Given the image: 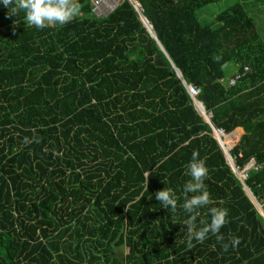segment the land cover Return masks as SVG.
Instances as JSON below:
<instances>
[{
	"label": "trees",
	"instance_id": "1",
	"mask_svg": "<svg viewBox=\"0 0 264 264\" xmlns=\"http://www.w3.org/2000/svg\"><path fill=\"white\" fill-rule=\"evenodd\" d=\"M223 1L119 0L98 17L78 0L77 18L42 30L0 7V264H264V218L183 83L200 90L216 130L234 132L223 141L235 165L259 166L245 185L264 212L260 0L199 20ZM228 66L248 68L234 86ZM193 151L209 169L208 207L229 215L223 241L210 233L189 249ZM164 188L180 197L175 214L155 198Z\"/></svg>",
	"mask_w": 264,
	"mask_h": 264
},
{
	"label": "clouds",
	"instance_id": "2",
	"mask_svg": "<svg viewBox=\"0 0 264 264\" xmlns=\"http://www.w3.org/2000/svg\"><path fill=\"white\" fill-rule=\"evenodd\" d=\"M0 7L6 8L9 16L17 17L22 12L23 22L40 30L49 25L64 26L77 18L81 11L78 0H0ZM185 174L190 177L182 190V209L187 214V219L183 221V226L187 228V247L191 249L194 246L193 241L203 243L210 233L217 240L223 241L220 230L228 223L229 213L226 208L208 207L212 203L205 184L209 169L205 159L200 158L199 152L193 151ZM155 198L160 202V207L175 214L180 197L171 188L158 191ZM206 207L210 220H199L198 224L200 210ZM239 244L240 240L236 237L231 240L230 245L225 243L223 248L228 251L229 247L234 249Z\"/></svg>",
	"mask_w": 264,
	"mask_h": 264
},
{
	"label": "rangeland",
	"instance_id": "3",
	"mask_svg": "<svg viewBox=\"0 0 264 264\" xmlns=\"http://www.w3.org/2000/svg\"><path fill=\"white\" fill-rule=\"evenodd\" d=\"M111 1H115L116 4H118L119 0H111ZM234 1L236 0H224L222 3L218 5H213V6L208 7L207 9H205L203 13L199 15V20L204 24H210L213 20V17L216 14L227 9L229 5H232L234 3ZM237 1H244V0H237ZM91 2L94 5V12L96 13L98 17L104 16L111 11V10H106V4L103 3L102 0H91ZM253 8L255 10V13L253 12L252 15H253V18L255 19V22L257 23L258 33L260 34L261 39L264 41V0H260L259 3L255 5V7ZM231 65H234V64H231ZM229 67L232 69L231 66ZM228 71H229L228 69H225V75L227 77H228L227 75ZM198 106L202 108L201 110L203 112L202 105L199 104ZM231 134H227V136H230Z\"/></svg>",
	"mask_w": 264,
	"mask_h": 264
},
{
	"label": "built area",
	"instance_id": "4",
	"mask_svg": "<svg viewBox=\"0 0 264 264\" xmlns=\"http://www.w3.org/2000/svg\"><path fill=\"white\" fill-rule=\"evenodd\" d=\"M247 71H248V68L245 67V68H243V71L242 72H236L235 74H233V76L229 79V86H234ZM185 87H186V90H187L189 96L193 100V104H194L197 112L209 123V125H210V127L212 129V126L210 124L211 114H207L204 109H203V112H202V110L198 106L199 104L196 103L197 96H198L200 90L197 89V88H195V87H193L192 85H188V84H185ZM212 135L216 139V141L219 140L221 143H222V140H224L225 137H227V134L224 133L222 130H216V129L215 130L212 129ZM222 145H223V143H222ZM223 147H224V145H223ZM232 147L229 150H231ZM225 150L228 151V153H229V150H227L226 148H225ZM239 157H241V155H239ZM231 161L233 163L232 164L233 165L232 168L234 170V173L236 174V176H237V178L239 179L240 182H245V180L248 178V172L250 170H257L259 168V166L256 165V163H255L254 160H250L241 169L235 165V163H234V161H233L232 158H231ZM263 217H264V212H263Z\"/></svg>",
	"mask_w": 264,
	"mask_h": 264
},
{
	"label": "water",
	"instance_id": "5",
	"mask_svg": "<svg viewBox=\"0 0 264 264\" xmlns=\"http://www.w3.org/2000/svg\"><path fill=\"white\" fill-rule=\"evenodd\" d=\"M110 1H111V0H110ZM116 6H117V4H116ZM116 6H115V7H116ZM139 7H140L139 4L134 5V9H135V11L138 13V15H139V17H140V19H141L143 25L146 27V29H147L148 33L150 34L151 38H153V39L155 40V42L157 43V45L159 46V48H160V49L162 50V52L167 56V54H166V52L164 51L163 47L161 46V44H160L159 41L157 40L156 35H155L154 32L152 31L151 26L149 25L148 21H147V20L144 18V16L140 13V11H139ZM174 69H175V72H176V75L178 76V78H180L181 80H183L180 71H179L178 69H176L175 67H174ZM183 83L186 84L185 81H183ZM196 103L202 105V104H201L200 102H198V101H196ZM196 103H195V104H196ZM202 107H203V106H202ZM212 129L215 130V128H214L213 126H212ZM217 142H218L219 146L221 147V149H222V151H223V153H224V155H225V157H226V160H227L228 165H229V166L231 167V169L233 170V168H232V166H233L232 164H233V163H232V161H231L230 154L228 153V151L225 150V148L223 147L222 143H221L219 140H217ZM233 172H234V170H233ZM234 174H235V173H234ZM235 175H236V174H235ZM241 184L243 185L244 190H245V192L247 193L248 197L252 200V202H253L254 205L256 206L257 210L260 212L261 216H263V210H262L261 206L259 205V203L257 202V200L255 199V197L253 196V194L251 193L250 189L245 185L244 182H241ZM263 218H264V217H263Z\"/></svg>",
	"mask_w": 264,
	"mask_h": 264
},
{
	"label": "crops",
	"instance_id": "6",
	"mask_svg": "<svg viewBox=\"0 0 264 264\" xmlns=\"http://www.w3.org/2000/svg\"><path fill=\"white\" fill-rule=\"evenodd\" d=\"M226 69H228L229 71H228V73H227V75H228V77L227 76H225V79H224V84H227V82H228V80L233 76V74H235L236 73V70H237V67L236 66H232V69L228 66ZM229 83V82H228ZM201 103V102H200ZM202 104V103H201ZM203 106V105H202ZM210 124H211V126H213L212 125V123H211V121H210Z\"/></svg>",
	"mask_w": 264,
	"mask_h": 264
},
{
	"label": "bare ground",
	"instance_id": "7",
	"mask_svg": "<svg viewBox=\"0 0 264 264\" xmlns=\"http://www.w3.org/2000/svg\"><path fill=\"white\" fill-rule=\"evenodd\" d=\"M102 2L106 4V10H112L116 6V2L115 1H110V0H104L103 1L102 0ZM100 4H101V2H100ZM135 5H137V4H135ZM199 108L202 109L200 106H199ZM222 143L224 145V141L223 140H222Z\"/></svg>",
	"mask_w": 264,
	"mask_h": 264
}]
</instances>
